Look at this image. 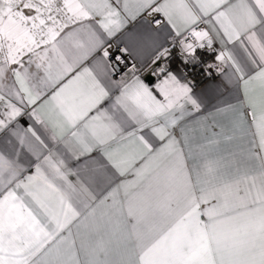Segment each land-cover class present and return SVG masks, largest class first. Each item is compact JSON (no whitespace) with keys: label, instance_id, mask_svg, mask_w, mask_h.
<instances>
[{"label":"snow or ice","instance_id":"6c2138e0","mask_svg":"<svg viewBox=\"0 0 264 264\" xmlns=\"http://www.w3.org/2000/svg\"><path fill=\"white\" fill-rule=\"evenodd\" d=\"M0 264H264V0H0Z\"/></svg>","mask_w":264,"mask_h":264},{"label":"crops","instance_id":"0c3cea01","mask_svg":"<svg viewBox=\"0 0 264 264\" xmlns=\"http://www.w3.org/2000/svg\"><path fill=\"white\" fill-rule=\"evenodd\" d=\"M141 79L145 81L151 88H155L156 83H158L157 77L154 78L153 82L149 83L148 81L145 80L144 73L141 76ZM203 83V80L201 81V84ZM159 98V97H158ZM26 122H28V118L25 116L21 118V124L26 126Z\"/></svg>","mask_w":264,"mask_h":264},{"label":"water","instance_id":"95a60500","mask_svg":"<svg viewBox=\"0 0 264 264\" xmlns=\"http://www.w3.org/2000/svg\"><path fill=\"white\" fill-rule=\"evenodd\" d=\"M144 77H145V80L148 81L149 83L153 82L155 76H150L147 71L144 72Z\"/></svg>","mask_w":264,"mask_h":264},{"label":"trees","instance_id":"16d2710c","mask_svg":"<svg viewBox=\"0 0 264 264\" xmlns=\"http://www.w3.org/2000/svg\"><path fill=\"white\" fill-rule=\"evenodd\" d=\"M198 79H199L200 81H202L204 78H203V77H198Z\"/></svg>","mask_w":264,"mask_h":264}]
</instances>
